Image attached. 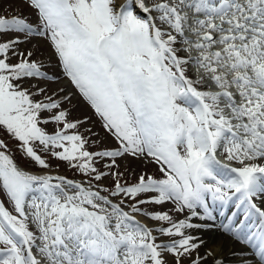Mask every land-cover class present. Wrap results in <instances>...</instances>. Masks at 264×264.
<instances>
[{"label": "snow or ice", "instance_id": "obj_1", "mask_svg": "<svg viewBox=\"0 0 264 264\" xmlns=\"http://www.w3.org/2000/svg\"><path fill=\"white\" fill-rule=\"evenodd\" d=\"M20 2L34 21L0 14V130L41 169L50 154L88 179L25 170L0 139V264H227L196 234L218 217L250 253L238 264H264V0ZM41 39L71 88L26 86L61 79L19 49ZM77 94L117 147L88 150L90 117L65 107ZM124 157L162 175L124 184Z\"/></svg>", "mask_w": 264, "mask_h": 264}, {"label": "rangeland", "instance_id": "obj_2", "mask_svg": "<svg viewBox=\"0 0 264 264\" xmlns=\"http://www.w3.org/2000/svg\"><path fill=\"white\" fill-rule=\"evenodd\" d=\"M2 7H3V11L0 12V14L6 13L7 15H13V14L23 13L31 20L34 21L35 19L34 16L31 15V10L25 7L20 2V0H6V2L3 4ZM19 49L25 53L27 51H34L35 54L33 55L32 59L42 62L44 64L43 70L49 72V74H56L61 77L60 80L51 81V82H44L37 80L26 81L25 82L26 86L28 83L39 84V86L45 87L48 90V94H51L52 91L57 90L60 87L71 88L70 84H66L65 78H63L62 76V69H60L56 65L55 57L52 55V50L46 41L41 39V40H32L31 43L22 42L19 45ZM10 62L15 63L17 62V60L16 58H11ZM72 90L74 91V89ZM35 99H41V97L37 96L35 97ZM65 107H67L71 111V115L69 116L70 120H74L77 118L83 119L85 116L90 117L89 121L83 124L79 129V131L82 134L89 137V145L87 146L89 151H99L104 148L117 147V141L107 132V130H105L102 127V123L100 119L94 115V110H92L90 106H88L87 103L78 96V94L73 99L72 104L65 105ZM43 115L47 116L49 114L44 113ZM41 126L45 127L46 131L49 133H54V131L58 127L54 123H49L47 125H41ZM86 129H91L92 132L95 133V135H91L86 131ZM0 139H2L7 144L8 151L14 157L17 164H19L26 170L30 169L35 172H42V173L48 172L52 175H60L68 179L81 181V182H86L88 179L82 173L70 167L66 162H61L56 158L51 157L50 154L42 153V155H45L46 158L48 159L50 168L41 169L39 166L35 165L34 162L24 157L18 148V141H16L14 138H11L8 134H6L2 130H0ZM93 140L97 142L92 143ZM110 162H111V158H105L103 161L98 162L96 164V167L101 171L108 172L109 169L105 167V165L109 164ZM117 164L119 165V168L118 169L113 168L112 171L118 170L123 173V176L120 177V180L124 184L134 183L137 177L143 173L154 175L157 177L162 175V173L159 171L158 165H156L155 163H148L146 161L136 160L131 157L117 158ZM93 183H97V182L93 181ZM113 183L114 180L110 175L105 178H102V180L99 182V184L102 187H109V188L113 185ZM5 203L7 205V201H5ZM143 207H146L149 210L170 211L173 208V205L171 203H165L159 206L146 205ZM170 214H172L174 218L177 220L184 218V216L186 215V213H174V212H170ZM158 223L159 222H152V225L150 226H154L155 224ZM163 226L167 227L168 225L164 223ZM160 239L167 240L168 237H161ZM169 264H171L170 258H169ZM185 264H187L186 261Z\"/></svg>", "mask_w": 264, "mask_h": 264}, {"label": "bare ground", "instance_id": "obj_3", "mask_svg": "<svg viewBox=\"0 0 264 264\" xmlns=\"http://www.w3.org/2000/svg\"><path fill=\"white\" fill-rule=\"evenodd\" d=\"M31 172H34V171H31ZM137 218L140 219L142 222L147 223L149 226H150V223H152L143 217H137ZM195 222H200V221L196 220ZM207 223L215 224V221L214 222L209 221ZM196 234L203 235V238L207 241V244L205 245V247L211 249L218 256H221L223 259H225L227 264H238L239 254L241 252H244L246 255H250L247 248L240 245L239 243H235L229 237V235L223 233V231L220 230L219 227L212 228V229H203V230H200V232H197ZM204 250H205L204 248H201L200 252L203 253ZM230 252H235L237 253V255L235 257L232 255H229ZM209 264H211V259H209ZM253 264H255L254 260H253Z\"/></svg>", "mask_w": 264, "mask_h": 264}]
</instances>
